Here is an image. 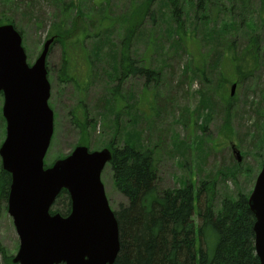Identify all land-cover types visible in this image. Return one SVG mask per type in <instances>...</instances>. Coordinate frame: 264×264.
<instances>
[{"label":"rangeland","instance_id":"1","mask_svg":"<svg viewBox=\"0 0 264 264\" xmlns=\"http://www.w3.org/2000/svg\"><path fill=\"white\" fill-rule=\"evenodd\" d=\"M202 1H178L186 30L180 39L172 35L175 24L168 0H0V23H13L21 31L30 65L43 51L49 30L61 25L70 28L69 41L77 43L67 46V61L61 43L55 42L48 53L55 129L44 158L46 167L71 154L77 145L99 151L113 149L111 143L122 147L135 142L154 149L161 188H179L185 180L196 185L214 180L216 208L224 196L236 199L243 193L249 197L264 165V0H252L244 9L235 3L233 12L231 0H209L213 4L205 9L208 24L196 19L195 12H204ZM142 5L147 8L137 19L142 21L130 52L136 67L160 73L150 81L144 75L121 76V66L114 70L116 59L110 55L111 48L122 47L127 22ZM106 12L115 21L105 18ZM236 19L241 28L234 25ZM106 27L113 33L104 39ZM223 28L228 30L222 36L205 34ZM249 45L255 49L250 52L257 56V67L251 66L244 80L235 81L236 68L230 58L243 57ZM203 64L209 66L206 74L199 71ZM222 77L227 81L224 87L219 84ZM234 83L237 88L231 99ZM117 86L120 91L114 95ZM111 97L115 112L107 104ZM3 103L1 93L0 147L7 130ZM113 174L107 165L102 182L109 204L117 210L127 197L116 188ZM2 209L0 244L10 262L0 251V264H16L13 257L20 237L8 209ZM199 222L196 214L195 223Z\"/></svg>","mask_w":264,"mask_h":264},{"label":"water","instance_id":"2","mask_svg":"<svg viewBox=\"0 0 264 264\" xmlns=\"http://www.w3.org/2000/svg\"><path fill=\"white\" fill-rule=\"evenodd\" d=\"M54 37L29 65L23 36L16 26H0V93L4 94L5 141L0 147L3 168L12 174L8 212L20 237L13 259L18 264H116L120 250L118 219L102 182L112 150L76 149L53 166L44 158L54 133L48 103V53ZM237 83L231 88L234 96ZM249 196L255 215L256 253L264 264V165ZM62 190L71 195L67 216L51 213Z\"/></svg>","mask_w":264,"mask_h":264},{"label":"trees","instance_id":"3","mask_svg":"<svg viewBox=\"0 0 264 264\" xmlns=\"http://www.w3.org/2000/svg\"><path fill=\"white\" fill-rule=\"evenodd\" d=\"M168 1L173 7L172 16L175 26L172 35H177L180 38L186 33V30L183 27L184 22L181 15L178 14L179 0ZM251 1L231 0L230 12L234 11L235 3H239L240 7L244 9L248 8ZM202 2L199 0L198 4H202ZM204 3V12L201 15H199L200 11L195 14L197 21L203 20L208 24L210 18L205 9L209 8L213 2L204 0ZM73 5L74 3L71 2L69 6ZM64 8L66 11L68 5H65ZM145 8L147 7L142 5L137 12H134L133 18L127 22V36L121 40L122 47L120 49L111 48L110 55L116 59L112 68L115 70L121 66V76L144 75L150 81L158 79L160 73L148 67H136V60L131 57L132 53L130 52L132 39L138 32L137 25L142 21V19H137ZM243 12L245 10H242ZM232 17L236 16L233 14ZM105 18L110 19L111 22L115 21L109 13ZM235 21L237 23L234 22V25L241 28L243 24L237 19ZM248 21L246 24L249 23ZM248 26L251 27V24L249 23ZM230 29L232 28L230 27ZM102 30H104V39L107 38V33H113L110 27ZM226 30L228 29L223 28L221 31L210 29L208 33L205 31V34L211 36V33L216 32L222 36L227 33ZM48 33L51 34L50 37L55 36L54 43H61L65 46L64 55L67 61L66 54L69 47H74L73 44H77L73 40H71L72 43L69 41L70 28L65 29L61 25L56 30H49ZM97 34L99 35L98 32ZM101 42L103 41L101 40ZM175 43L179 44L180 40L176 39ZM67 46L69 47L67 48ZM252 49L253 46H246L245 52L242 53L243 57L240 59L234 58V56L230 58L236 68L235 81L244 80L247 73L250 74L251 66L254 69L257 67L258 59H256V54L252 55L250 52ZM253 50L255 51V49ZM119 53L121 55L118 62ZM239 60L242 63L238 64ZM204 64L199 68V71L206 74L209 66H204ZM234 64L232 63V65ZM63 67L65 68V65ZM64 74L66 73L64 72ZM226 82V78L222 77L219 84L224 87ZM115 88L114 95L120 91L118 86ZM117 96H115V100ZM107 104L115 112L112 97L108 99ZM86 123H84V129H86ZM111 146L113 147L110 149L113 159L110 168L114 173L113 181H115L118 191L127 197V203L115 210L120 228V252L115 260L116 264H260V258L256 253V234L253 230L255 215L250 210L247 195L242 193L236 199L224 196L219 207L216 208L217 188L214 180H201L198 185L192 180H185L179 188H161L154 149L135 142H125L122 147L114 146L111 143ZM11 182L12 174L0 167V215L2 208L7 209ZM52 207V210L56 207L52 213L60 212L65 216L70 213L72 209L71 197L67 190H63L59 194ZM196 214L200 221L198 224L195 223ZM0 251L4 257L7 255L2 244H0ZM5 258L9 263L10 258L8 256Z\"/></svg>","mask_w":264,"mask_h":264}]
</instances>
